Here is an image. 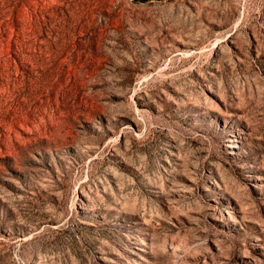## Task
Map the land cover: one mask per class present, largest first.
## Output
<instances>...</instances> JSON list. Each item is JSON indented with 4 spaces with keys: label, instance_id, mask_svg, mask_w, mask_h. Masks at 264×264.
Returning a JSON list of instances; mask_svg holds the SVG:
<instances>
[{
    "label": "rangeland",
    "instance_id": "rangeland-1",
    "mask_svg": "<svg viewBox=\"0 0 264 264\" xmlns=\"http://www.w3.org/2000/svg\"><path fill=\"white\" fill-rule=\"evenodd\" d=\"M0 264H264V0H0Z\"/></svg>",
    "mask_w": 264,
    "mask_h": 264
}]
</instances>
